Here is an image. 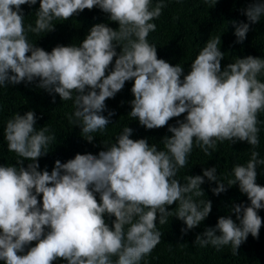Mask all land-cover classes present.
Here are the masks:
<instances>
[{
	"label": "clouds",
	"instance_id": "1",
	"mask_svg": "<svg viewBox=\"0 0 264 264\" xmlns=\"http://www.w3.org/2000/svg\"><path fill=\"white\" fill-rule=\"evenodd\" d=\"M205 3L212 7L217 0ZM36 4L0 0V87L38 80L37 88L52 96L53 103L56 95L71 100L69 123L79 127L88 143L93 133H104L115 114L103 115L105 101L128 81L133 99L127 115L145 129L165 127L172 118L184 116L167 128L171 135L162 138V148L146 138L131 139L133 129L125 126L97 154L56 160L49 172L39 170L38 159L48 154L56 136L48 127H35L33 111L15 112L3 129L16 161L0 165V262L141 264L161 242L157 224H168L175 216L186 234L208 217L211 201L194 199L204 196L205 178L216 184L214 195L237 185L249 204L233 203L229 211L235 220L218 217L194 244L217 250L230 246L238 255L249 235L258 238L264 186L256 183L257 166L264 159L255 149L264 113V58L236 57L222 68L225 53L217 36L205 42L184 74L181 64L158 58L156 45L148 40L156 30L152 21L166 7L164 0L155 5L153 0H39L35 25H25L21 6ZM94 7L118 28L95 24L79 44L57 45L50 52L29 41L28 33L52 32L54 21ZM241 11L247 23L232 22L236 43L264 17V0H252ZM225 141L247 142L252 149L246 165L232 168L227 184L218 178L216 166L203 169L202 175H187L185 183L177 179L194 145L210 156ZM106 216L114 217L111 225ZM32 242L35 246L29 247Z\"/></svg>",
	"mask_w": 264,
	"mask_h": 264
},
{
	"label": "trees",
	"instance_id": "2",
	"mask_svg": "<svg viewBox=\"0 0 264 264\" xmlns=\"http://www.w3.org/2000/svg\"><path fill=\"white\" fill-rule=\"evenodd\" d=\"M157 0H153V5ZM252 0H217V3L210 7L205 0H164L166 7L162 9V14L152 22L156 24V30L148 36L150 43L156 45L157 56L171 65L181 64L184 74L190 70L191 62L196 58L205 42L212 37L220 36V50L225 53V59L221 61L222 68L236 57L243 58L253 56L264 58V17L256 24L250 25L246 39L242 43H236L234 35L233 21L247 23V18L242 14ZM25 16L24 23L35 25V12L39 8L37 4L29 7L22 5ZM55 30L39 35L28 33V39L35 46L50 52L57 45L70 46L79 44L89 29L100 23L108 24L114 30L118 24L110 22L107 14L94 7L72 16L66 21L57 20L53 22ZM119 53V47L116 49ZM114 63V61H113ZM111 68V66H110ZM264 80V77H261ZM38 80L31 83H20L0 87V165L15 164L16 157L7 149V142L3 137V129L6 121L15 113L23 115L31 110L36 116V128L43 126L50 129V134L56 136V140L49 145L47 155L38 159L39 170H52L54 162L60 160L61 163L74 158L79 154H97L103 150V143H112L115 137L128 126L133 129V140L146 138L150 144H158L164 136H170L167 131L169 126H175L180 117L172 118L168 125L158 129H145L139 125L138 120L131 119L127 114L131 111L130 101L133 99L131 93L132 81L125 83L124 88L118 92L114 98L105 101L107 116L108 111L115 114L110 117V124L104 133H93L92 143H88L80 135L79 127L69 123L68 116L72 114L73 103L61 101L58 95L55 102L52 96L42 89L37 88ZM260 144L255 149L259 152V158L264 159V113L259 116ZM211 151V150H210ZM251 147L247 142H236L232 144L228 141L218 142L217 148L212 155H205L199 148L193 147L192 153L188 157L185 167L180 168L177 179L185 183L187 175H202L205 168L216 166L218 178L227 184L231 178L232 168L235 165H246L251 156ZM27 162H25V167ZM256 183L264 186V165L257 166ZM216 187L214 182L207 181L201 185L204 196L194 198L198 200H210L212 209L208 217L199 226L188 230L186 234L181 233L185 227L184 223L175 216L169 218L168 224L159 225L162 232L161 242L146 256L141 264H264V209L258 211L262 219V226L259 230L258 238L248 236L247 240L240 246L238 255H233L230 246L222 247L220 250L212 246L200 247L194 244L195 237L202 233L205 228L215 226L218 217L230 216L235 220V214L229 211L233 203L245 205L249 204L247 196L239 191L237 185H233L225 192L214 195L211 191ZM97 200L99 196L97 194ZM175 208V204L169 206V210ZM106 222L111 225L114 217H105ZM35 246V242L29 247ZM27 250V249H26ZM2 264V262H0ZM53 264H66L63 260L54 261Z\"/></svg>",
	"mask_w": 264,
	"mask_h": 264
}]
</instances>
